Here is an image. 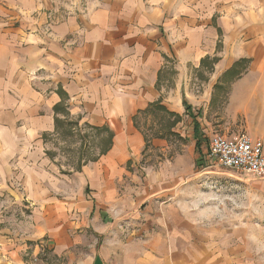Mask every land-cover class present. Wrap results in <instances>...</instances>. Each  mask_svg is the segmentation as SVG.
<instances>
[{"label": "crops", "instance_id": "1", "mask_svg": "<svg viewBox=\"0 0 264 264\" xmlns=\"http://www.w3.org/2000/svg\"><path fill=\"white\" fill-rule=\"evenodd\" d=\"M62 125L101 136L73 170ZM214 133L264 148V0H0V264H243L207 226Z\"/></svg>", "mask_w": 264, "mask_h": 264}, {"label": "rangeland", "instance_id": "2", "mask_svg": "<svg viewBox=\"0 0 264 264\" xmlns=\"http://www.w3.org/2000/svg\"><path fill=\"white\" fill-rule=\"evenodd\" d=\"M217 111L220 114V110ZM205 129L206 133L202 142L204 154L208 134L221 132L219 127ZM100 137L95 136L90 129L62 125L58 129V134L48 138L49 150L55 154L58 165L63 166L64 170H73L97 155ZM171 142L175 145V140L172 139ZM202 166L209 171V174L205 175L206 178H203V187H201L209 195L208 206L212 210L211 213L208 212L211 219L207 226L214 231L219 228L229 232L234 245H237V242L242 244L239 239L243 240L244 249L240 247V251L237 248L234 251V256H240L243 264H264V179L207 164ZM30 210H32L30 207L20 208L25 215H28ZM115 237L112 233L110 239L116 241L118 238ZM133 239L134 241L130 242L135 248L139 245L136 240L141 238L134 234ZM120 240H123L122 236ZM101 241L98 239L99 243ZM113 245L117 246V243L111 242L108 246L111 248ZM40 247L39 253L35 256L31 251L22 256L27 264H63L65 262L63 258L53 254L51 249L43 245ZM242 251H244L243 254Z\"/></svg>", "mask_w": 264, "mask_h": 264}, {"label": "built area", "instance_id": "3", "mask_svg": "<svg viewBox=\"0 0 264 264\" xmlns=\"http://www.w3.org/2000/svg\"><path fill=\"white\" fill-rule=\"evenodd\" d=\"M207 155L216 167L264 179V148L258 138L245 133L236 137L214 133L209 137Z\"/></svg>", "mask_w": 264, "mask_h": 264}, {"label": "trees", "instance_id": "4", "mask_svg": "<svg viewBox=\"0 0 264 264\" xmlns=\"http://www.w3.org/2000/svg\"><path fill=\"white\" fill-rule=\"evenodd\" d=\"M57 109V106H55V110Z\"/></svg>", "mask_w": 264, "mask_h": 264}]
</instances>
